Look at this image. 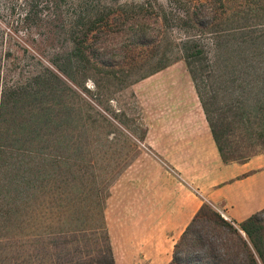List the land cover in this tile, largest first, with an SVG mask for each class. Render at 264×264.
<instances>
[{
  "label": "trees",
  "instance_id": "trees-1",
  "mask_svg": "<svg viewBox=\"0 0 264 264\" xmlns=\"http://www.w3.org/2000/svg\"><path fill=\"white\" fill-rule=\"evenodd\" d=\"M172 1L177 13L156 0H131L135 10L112 7L117 0H24L25 18L59 27L70 46L53 61L67 80L48 69L31 84L0 85V236L9 241L8 264H32L14 241L22 226L36 223L43 209L62 218L89 176L99 227L106 226L103 191L132 161L108 165L102 179L91 171L100 169L92 144L115 135L116 126L83 96L90 92L83 81H92L97 100L112 99L113 90L182 58L222 161L244 162L264 150V0ZM172 20L200 33L179 41L149 34ZM201 33L211 34L209 43ZM108 251L104 264H115ZM168 264H264V209L236 222L204 202Z\"/></svg>",
  "mask_w": 264,
  "mask_h": 264
},
{
  "label": "crops",
  "instance_id": "crops-1",
  "mask_svg": "<svg viewBox=\"0 0 264 264\" xmlns=\"http://www.w3.org/2000/svg\"><path fill=\"white\" fill-rule=\"evenodd\" d=\"M178 82L164 83L165 98L175 101L161 116H147L146 150L118 176L108 199L115 264H168L205 201L236 222L264 209V152L223 162L192 78Z\"/></svg>",
  "mask_w": 264,
  "mask_h": 264
},
{
  "label": "rangeland",
  "instance_id": "rangeland-1",
  "mask_svg": "<svg viewBox=\"0 0 264 264\" xmlns=\"http://www.w3.org/2000/svg\"><path fill=\"white\" fill-rule=\"evenodd\" d=\"M156 1L161 4L162 9H170L173 13H177L173 8L175 3L172 0ZM125 2L128 3L123 6ZM129 2L131 0H117V4L111 6L119 5L124 10H135L136 8ZM23 3L24 0H0V85L31 84L34 82L33 77L47 73L48 69L66 79L56 69L53 61L57 59L60 61L65 57L64 53L70 46L68 33L60 32L59 27H51L44 18L42 20L25 18ZM234 23L236 22H231V25ZM152 27L150 35L165 33L167 38L174 41L183 40L186 35L200 33L194 29L184 28L183 25L177 26L173 20L164 29L159 25ZM128 34L133 35V33ZM209 37L211 34L201 33L200 42L204 45L209 43ZM113 47L118 51L120 45L115 44ZM167 67L165 70H159V74L155 76L151 74L121 90H113L112 99L103 98V101L97 100L92 81L89 79L83 81V85L90 90L83 96L116 126L115 135H103L100 138L95 136L100 141L94 142L91 146L90 157L96 167H100L99 170L91 171L93 173L100 171L99 179L104 176L103 172L107 170L108 165L119 163L124 166L146 150L143 132L148 126L147 116L152 118L161 116L168 110L167 103L171 104L175 101L169 97L165 98L163 89L169 87L163 86L164 83L173 81L179 84L178 79L192 78L182 58ZM56 84L58 85L57 82ZM149 87L153 92L148 94ZM175 88L177 87L173 86V89ZM260 91L262 93L264 89ZM91 114L95 119L99 118L94 115V111ZM105 138L108 140L106 141ZM116 179L108 180L107 188L103 191L105 195L101 207H103L104 220L108 199ZM94 186L89 176L86 179L84 192L80 193L79 189L73 190L75 194L67 202V211L62 218L56 211L50 214L48 210L43 209V213L36 218V223L31 225L25 223L20 236L14 239L19 246V252L21 251L26 259H30L32 264L106 263L110 256L108 251L110 241L106 226L99 227L101 218L96 208L97 198L92 192ZM8 243L7 239L0 236V264H8L10 259L11 250L5 249Z\"/></svg>",
  "mask_w": 264,
  "mask_h": 264
}]
</instances>
